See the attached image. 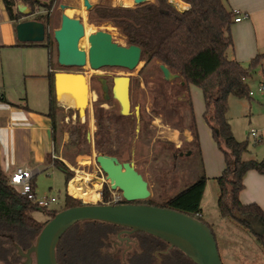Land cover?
Returning a JSON list of instances; mask_svg holds the SVG:
<instances>
[{"label": "trees", "instance_id": "trees-1", "mask_svg": "<svg viewBox=\"0 0 264 264\" xmlns=\"http://www.w3.org/2000/svg\"><path fill=\"white\" fill-rule=\"evenodd\" d=\"M2 1L15 25L21 21L35 20L42 22L46 31L50 22L51 8L57 0H49L48 3L40 0H18L25 7L24 13L18 9L15 10L16 0ZM180 1L187 7L182 13L178 12L168 0H152L135 7L116 4L98 5L94 10L95 16L99 20L110 23L128 46L140 49V61L142 58L144 60V66L140 72L147 65L154 63V76L151 79L144 78V84L150 93L151 112L155 116L160 115L164 124L174 127L182 134H188L191 140L190 154L195 152L198 158V173L195 180L183 185L174 194L162 200L147 199L136 203L169 208L190 215L210 228L217 243L213 226L203 219L201 208L207 177L190 94V86H196L203 99L202 119L210 129L212 139L223 155L224 167L220 174L214 177L217 186L218 214L222 220L235 223L242 232L252 236L264 253V233L257 232L253 226V221H258L264 227V210L255 202L243 203L239 199V194L244 188L243 180L248 171L264 175V159L251 156L248 141L238 140L234 136L227 115L230 96L250 98L249 79L263 66L264 52L255 54L246 64L228 58L227 51L233 44L230 27L236 14L226 5V0ZM39 7L43 8L44 13L29 19L28 17L34 15ZM61 16L62 14L60 19ZM17 44L40 45L48 51L49 105L46 116L51 121L52 151L56 155L58 153L57 131L62 132L63 129L59 127L57 121L62 108L57 104L54 94L53 73L57 68L51 58L52 39L45 34L41 42L18 41ZM57 65L64 71H70L72 67L81 68L62 65L58 63V60ZM161 65L175 76L165 78ZM110 97L109 91L108 98ZM0 100L7 102L3 96ZM181 110H186L188 114L185 123L178 115ZM69 112L77 113L72 109ZM93 112L96 125L94 145L98 153L115 156L119 161L123 160L116 150H101L102 146L111 140L110 125L106 124V121L113 124L119 123L115 133L121 146L131 145L137 126H139L138 136L142 137V140L148 141L149 136L152 135L149 128L151 117H145L141 112L136 119L133 115H121L118 110H105L95 104ZM176 114L178 119L175 117ZM65 131L67 138L64 143L67 146L79 148L80 144L86 140L87 129L83 123L79 122L78 113L75 122L66 127ZM257 142L259 140L254 144ZM154 143H157L160 153L166 152L171 160L169 169L165 168L162 172H173L175 157H179L181 151L175 150L173 143L168 139L156 138ZM48 160L63 172L66 187L72 172L61 159L55 157ZM34 186L35 182L32 181L33 190ZM109 193L111 192L107 187L101 192L102 204L107 203ZM116 203H124V201L121 199ZM82 204L79 199L72 198L65 192L59 209L39 208L8 184V175L0 167V262L18 259V256H12L15 246L21 249L29 247L44 224L57 212ZM34 210L43 211L48 215V219L43 222L36 220L32 216ZM120 229L122 227L99 221H83L74 224L65 231L56 245V263L115 264L104 249L109 246L110 237ZM133 236L135 242L130 252V264H151L154 261L159 264H194L181 251L169 247L159 238L143 232H134Z\"/></svg>", "mask_w": 264, "mask_h": 264}, {"label": "rangeland", "instance_id": "rangeland-1", "mask_svg": "<svg viewBox=\"0 0 264 264\" xmlns=\"http://www.w3.org/2000/svg\"><path fill=\"white\" fill-rule=\"evenodd\" d=\"M40 1L43 3L49 2V0ZM89 2L92 6L90 12L94 15V10L98 5L116 4L124 7H133L131 0H90ZM61 5L64 6V9L60 7ZM43 13V8L39 7L35 10L34 15H31L28 18L31 19L35 15ZM61 14L70 18L78 19L83 28L86 27L85 34L83 33L78 42L79 48L86 53V63L79 69L72 67L69 70L71 72L79 70L78 72L84 74L89 86V90H87V92L89 91V98L83 107L81 115H79L75 106L70 107L67 104H64V102L63 104H59L62 108V113L57 117V121L58 125H60L59 127H61L63 131H57L58 153L56 156L61 159L72 172L71 179L65 187L64 174L60 169L55 167L52 170H49V172L42 171L35 178V193L38 196H54L58 198L59 204L55 206L56 209H59L62 206L65 192H67L70 197L79 199L83 204H98L101 203L102 200L101 192L107 187L111 193H109V198L105 204H114L121 200L120 192L109 188L105 174L99 169L95 162V156L99 153L96 151L94 145L96 125L93 112L94 104L101 106L105 110L116 111L119 109L115 99L110 97L107 100H104L103 97L105 94L109 95L112 78L121 75L130 77L129 115H133L138 119L141 112L145 117H151L149 128L152 131V135L149 136L148 141L142 140V137L138 136L139 126H137L134 131L135 135L132 137L133 142L131 145L127 146V144H124V146H121L115 133V129L118 127L119 123L113 124L110 121H106V124L108 123L110 125L109 136L111 140L107 144H104L101 150H116L123 157L122 161H133L136 169L141 172L143 178L148 183L150 196L147 199H154L155 201L162 200L166 196L174 194L182 188L183 185L185 186V184L195 180L198 173V158L195 152L186 155L184 147L181 148L183 149V152H181L182 156L175 157L176 162L174 165V171L162 172L165 168L169 169L168 167L171 164V160L166 152L160 153L157 147L158 145L157 143H154V140L156 138L168 139L173 143L171 139V131L173 129L176 131L178 130L172 126L164 124V120L160 115L155 116L151 112L150 93L148 87L144 84V78L151 79L154 76V63L147 65L142 72H140V70L144 66L143 58L133 70L114 67V65L110 64H102L99 66L93 65L90 59L91 48L104 46L115 49L117 43L120 45L127 44L120 33L110 23L99 20L96 16L94 20H89L84 13V7L81 0H57L51 8L49 26L45 31V34L49 35L52 39L51 58L57 68L55 72L64 71V69L62 70L59 65H57L56 42L53 39V32L59 27ZM256 73L249 79V87L250 90L254 92V95L250 98H237L230 96L228 100V109L230 124L234 135L238 140H247L252 152L261 159L264 158V134L259 137V142L255 144L253 139L248 136L250 127L259 128L258 125L264 124V114H262V109L259 105L261 94L257 92L260 77ZM103 85H107V92L101 89ZM190 89L195 120L198 124L197 126L200 128L198 132L199 137H201V145L204 150H207L208 142L211 147L221 155V151L216 143L211 140L208 127L205 125L201 116L203 109L201 92L199 88L193 85L190 86ZM136 106L138 107V117L134 113ZM70 109L76 110L79 122L83 123L87 129L86 140L80 144L79 148L67 146L64 143L67 138V133L65 131L66 127L74 123L76 120L77 113L71 112L70 114ZM202 127H204L205 130ZM178 133L182 134L179 131ZM206 164L208 177L202 194L201 208L203 219L213 226L214 233L217 237L218 248H220V245H225L226 241L228 245H230L229 242H232L237 248H239L240 262H242V264H263L264 253L261 250V246L256 244L252 236L242 232L235 223L232 224L220 218L216 206L217 186L214 180L215 175H210L211 170L210 165H208V159ZM76 177L79 179L77 182L78 185L87 190L93 189L94 194H97L93 201H87L85 198L72 195L69 191H66L69 182ZM98 193H100L99 196ZM32 216L41 222L48 219V215L41 210H34ZM253 226L257 232L264 233V227L258 221H253ZM34 241L35 239L32 244ZM109 243V246L104 249V252L109 255V258L114 260L115 264H130V253H125L123 255V252H125V245L120 244V241L115 235L110 237ZM15 255H18L16 251L13 252L12 256L16 257ZM219 255L223 264L220 249ZM18 260L19 262L21 261L20 257ZM0 264L5 263L0 262ZM95 264L98 263L95 262ZM151 264L159 263L154 261Z\"/></svg>", "mask_w": 264, "mask_h": 264}, {"label": "water", "instance_id": "water-1", "mask_svg": "<svg viewBox=\"0 0 264 264\" xmlns=\"http://www.w3.org/2000/svg\"><path fill=\"white\" fill-rule=\"evenodd\" d=\"M151 0H131L133 6H139ZM84 13L89 20H94L95 15L90 12L91 4L88 0H81ZM178 12H184L187 7L180 0H168ZM64 9V6H60ZM18 10L25 12V7L20 5ZM16 38L19 42H41L45 38V26L35 20L21 21L15 25ZM83 35V26L78 19L70 18L62 14L60 25L53 32V38L57 46L58 63L66 66L83 67L86 63V53L78 46ZM130 46V45H129ZM141 53L140 49L130 46ZM90 59L93 65H113L119 57V50L112 47L101 46L90 49ZM137 55L129 64L136 61ZM165 78L174 77L163 65L160 66ZM80 80L85 82L89 90L88 82L83 73L71 71H59L53 75L55 91L58 93L59 84L63 79ZM117 80L124 81L122 97L116 95ZM66 82H68L66 80ZM130 77L115 76L112 78L110 96L115 99L121 115L130 113L129 95ZM107 92V85L102 86ZM89 92V91H88ZM105 99L109 95L105 94ZM83 99L75 105L79 115L82 114ZM135 115L138 117V107H135ZM186 155L190 151L185 152ZM182 153H179L181 156ZM95 162L105 174L111 190H118L124 203L93 204L85 203L57 212L50 218L37 234L34 243L22 251L17 247L18 255L24 257L26 264H57L55 248L61 236L71 226L83 221H99L124 228V232H143L166 242L169 247L176 248L188 257L194 264H222L218 253L217 243L213 232L202 221L169 208L136 203L150 196L148 183L138 172L133 161H119L117 157L104 153L95 156Z\"/></svg>", "mask_w": 264, "mask_h": 264}, {"label": "crops", "instance_id": "crops-1", "mask_svg": "<svg viewBox=\"0 0 264 264\" xmlns=\"http://www.w3.org/2000/svg\"><path fill=\"white\" fill-rule=\"evenodd\" d=\"M20 5L21 3L16 0L15 10ZM226 5L246 15V18L241 21L232 23L230 34L233 44L227 51L228 58L246 64L255 54L264 52V0H226ZM17 42L15 24L8 16L3 1L0 0V97L3 96L7 100V102L0 100V167L8 176L16 167L31 169L35 172L32 178L35 182L40 172H49L55 168L48 159L57 157L52 151L51 121L46 116L49 105L48 51L44 46H22ZM256 74L260 77L257 92L261 94L259 105L264 114V64ZM251 93L250 97L254 95L253 91ZM54 94L58 105L63 102L66 104L55 91V87ZM178 115L185 123L188 118L187 111L181 110ZM178 115H175L177 119ZM227 115L230 123L229 109ZM258 127H250L249 131L254 129L261 137L264 134V124ZM197 128L200 129L198 126ZM249 131L248 136L251 137ZM208 132L214 142L209 128ZM171 133L175 150L183 152L182 147L186 151L191 148L188 134H179L174 129ZM251 138L255 142L254 138ZM199 141L206 177H208L207 159L211 170L210 175H219L224 167L222 153L220 155L208 142L207 150H204L201 137ZM250 155L260 159L252 152V149ZM243 182L244 188L239 194L241 202H255L264 210V175L248 171ZM66 191L69 189L67 188ZM225 243L219 248L223 264H242L239 248L232 242H229L230 245L227 241Z\"/></svg>", "mask_w": 264, "mask_h": 264}, {"label": "bare ground", "instance_id": "bare-ground-1", "mask_svg": "<svg viewBox=\"0 0 264 264\" xmlns=\"http://www.w3.org/2000/svg\"><path fill=\"white\" fill-rule=\"evenodd\" d=\"M90 0H88L89 2ZM90 3V2H89ZM86 27L83 28V33L85 34ZM119 50V57L117 58L116 62L113 64L114 67L124 68L127 70H133L136 68V66L139 64L140 61V54L137 50L133 47H130L128 45H120L117 43V47L115 48ZM137 55V59L134 63L129 64L132 58ZM66 80L68 82H66ZM62 84H59L58 94L61 99L65 101L67 105H77L82 99L83 103L82 106L86 104L88 101V92H87V85L86 83L79 78L76 80H70V79H63L61 82ZM124 81L117 80L116 84V95L120 98L123 94L124 89ZM78 178H74L70 181L68 189L69 192L72 195L85 198L87 201H93L94 197L97 196V194H94L93 189H84L80 185L77 184Z\"/></svg>", "mask_w": 264, "mask_h": 264}, {"label": "built area", "instance_id": "built-area-1", "mask_svg": "<svg viewBox=\"0 0 264 264\" xmlns=\"http://www.w3.org/2000/svg\"><path fill=\"white\" fill-rule=\"evenodd\" d=\"M236 14L234 17V22H239L246 18L245 14L239 13L237 10H233ZM252 94L251 92L249 93ZM251 137L254 141L259 139V134L256 130L251 129L249 131ZM34 171L26 167H16L12 173L8 176V184L11 185L16 191L25 196L28 200L32 201L39 208L50 209L54 208L59 204L58 198L54 196H38L32 189V178L34 176ZM100 193H98V196Z\"/></svg>", "mask_w": 264, "mask_h": 264}, {"label": "flooded vegetation", "instance_id": "flooded-vegetation-1", "mask_svg": "<svg viewBox=\"0 0 264 264\" xmlns=\"http://www.w3.org/2000/svg\"><path fill=\"white\" fill-rule=\"evenodd\" d=\"M115 237H117V239L120 241V244L125 245V252H123V255L125 253H130L131 249H133L132 247H133L134 242H135V238L133 236V233L124 232V228H122L116 232ZM29 247L22 249V251H26ZM14 249L18 254L16 246L14 247ZM16 256L20 257V260H21L20 262H19V260H18L19 258H18L15 261H8V262H3V263H5V264H26L24 257H21L19 255H16ZM31 264H34L33 260L31 262Z\"/></svg>", "mask_w": 264, "mask_h": 264}]
</instances>
